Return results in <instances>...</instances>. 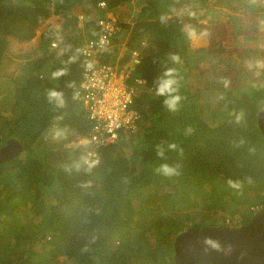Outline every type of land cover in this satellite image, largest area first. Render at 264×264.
<instances>
[{"label": "trees", "instance_id": "1", "mask_svg": "<svg viewBox=\"0 0 264 264\" xmlns=\"http://www.w3.org/2000/svg\"><path fill=\"white\" fill-rule=\"evenodd\" d=\"M97 1L0 0V67L9 37L31 39L41 21L53 14L64 18V28L76 25L72 8L81 5L83 14L92 10L94 15ZM130 1L105 0L106 9L115 11ZM205 1L191 0L197 5ZM179 2L140 0L132 22L118 23L127 49L120 63L128 60L131 49L141 51L134 71L146 80L134 101L140 127L136 135L100 147L95 166L84 164L80 146L68 148L59 165L33 148L54 125L67 126L74 135L89 130L76 94L82 64L75 47L96 34L97 22L83 20L71 43L54 51L50 39L60 36L42 31V50L20 67L8 116L0 114V145L15 138L25 151L0 163V264H174L171 235L204 225L201 219L181 222L180 216L189 217L199 208L264 204V138L257 126V115L264 111V79L246 73L239 84L230 75L206 101L207 89L192 88L188 76L201 56L216 47L189 45L190 34L204 30L195 23L179 24L171 12ZM173 55L180 63L172 62ZM61 68L68 74L53 80L51 74ZM166 68L177 70L181 99L175 112L164 106L165 97L156 95ZM69 82L74 86L67 87ZM53 88L64 93L63 108L48 102L46 92ZM169 144L176 148L169 150ZM157 146L164 148L163 158L156 155ZM162 163L178 174L158 173ZM229 180L240 186L229 187ZM22 205L34 223L20 236L7 230L14 228Z\"/></svg>", "mask_w": 264, "mask_h": 264}, {"label": "rangeland", "instance_id": "2", "mask_svg": "<svg viewBox=\"0 0 264 264\" xmlns=\"http://www.w3.org/2000/svg\"><path fill=\"white\" fill-rule=\"evenodd\" d=\"M139 1L140 0H132L130 2H125L115 7V11L107 9L96 10L93 16H113L118 20V23H131L138 10ZM190 1L191 0H180L179 4L181 7L184 6L185 8L178 11V6H172L171 12L173 14L176 13L175 15L178 17L180 25L183 26L186 22L195 23L197 28L204 30L205 34L210 37L209 47L214 46L216 48L211 51L206 50L207 52L201 56L200 59L198 58V63L193 67L188 76V84L194 89L200 88L204 91L207 89L209 93L206 95L205 99L211 102L218 87L223 83L226 84V80L230 75L234 80L239 81V84L244 83L243 77L246 73L252 74L256 80L264 79V0H206L204 3L198 4L199 7L193 6L194 8L191 7ZM210 5L215 7V12L210 10ZM258 10L262 11L258 12ZM91 11L89 12L90 15L92 14ZM80 13H82L81 5H76L72 8V14L78 15ZM209 13L212 15L211 20H208ZM237 13H240V16L237 17ZM251 14H254V16ZM243 15H245V18H243ZM82 22L81 20L77 21L76 25L70 22L68 26L64 28V18L61 15H51L41 21L35 29V35L31 39L18 40L9 37L0 67V76L12 70L20 72L21 66L25 63L27 65L29 60L36 58L37 55H35V53L39 55L42 50V48L39 47L42 39V31L49 29V35H51L52 32L58 34L60 36L59 45H66V43H71L73 35L79 31L78 27ZM193 33L194 32L190 35ZM123 36L124 33L121 30V32L114 37L113 42L115 44L119 43V47L116 48L118 51L121 48L120 43L124 39ZM83 38L82 36V39ZM142 42H144L142 44L143 46L147 45L146 41ZM191 44L193 46L195 44L198 46L201 44V46H203L204 43L189 37V45ZM49 47L52 46L49 44ZM209 47H207V49H209ZM58 48L59 47H52L53 50H57ZM116 54L117 53L114 52L113 49L107 51L105 61L112 63L115 60ZM17 75L18 73H15V77L11 78L15 81V78L18 77ZM6 92L0 96V114L3 118L8 116L9 110H6L11 101V97L9 98ZM57 133H59V135H57ZM73 135L74 134H70L67 126H63V128L62 125L58 128L52 127V130L44 135L33 149L40 154L45 152L47 158L53 165H59L61 160L65 158V155H68L67 152H69L68 148L70 147L67 146V141L71 139ZM24 152L25 151H21L19 155H22ZM261 194H264V190ZM258 204L260 203H239L234 209L230 208V210H222L219 208L210 209L211 211H208L207 208H199L194 209V213L191 212L189 217L184 215L183 218L180 216L178 219L181 222L189 223H196L201 219L200 222L207 225L210 223L223 224L225 218L238 217L241 218V220L245 218L244 222L246 223L254 214L252 209H257L259 207ZM20 208L21 209H18L17 212L18 217L14 228L8 229L7 232L14 234L18 233L22 236L23 230L27 229L28 224H33L34 222L33 216L30 215L26 206L24 207L22 205ZM163 216L164 214L162 217ZM0 229H2V227H0ZM59 260H61V258ZM60 262L58 261L56 264H61Z\"/></svg>", "mask_w": 264, "mask_h": 264}, {"label": "built area", "instance_id": "3", "mask_svg": "<svg viewBox=\"0 0 264 264\" xmlns=\"http://www.w3.org/2000/svg\"><path fill=\"white\" fill-rule=\"evenodd\" d=\"M96 8L106 9L105 0L97 1ZM77 16L79 21L94 19L98 31L75 47L82 64V77L76 94L90 127L85 134H75L67 146H80L84 151V164L95 166L100 162V147L116 143L123 135L134 136L138 133L141 114L134 107V101L146 80L134 76L135 67L141 59L139 48L131 49L128 60L120 63L127 51L125 39L120 43L117 61H105L106 52L119 45L113 42L114 37L122 30L115 17L83 13ZM49 44L52 47L59 46V37L54 36ZM252 211L255 212L256 209ZM240 221L241 218L238 217L225 218L224 224L238 226Z\"/></svg>", "mask_w": 264, "mask_h": 264}, {"label": "water", "instance_id": "4", "mask_svg": "<svg viewBox=\"0 0 264 264\" xmlns=\"http://www.w3.org/2000/svg\"><path fill=\"white\" fill-rule=\"evenodd\" d=\"M257 126L264 138V111L257 115ZM22 149L17 139H7L0 145V163ZM171 236L174 264H264V205L244 224L194 225Z\"/></svg>", "mask_w": 264, "mask_h": 264}, {"label": "clouds", "instance_id": "5", "mask_svg": "<svg viewBox=\"0 0 264 264\" xmlns=\"http://www.w3.org/2000/svg\"><path fill=\"white\" fill-rule=\"evenodd\" d=\"M173 63H180V58L177 55H173L170 57ZM68 74V70L66 68L57 69L51 74V78L53 80L59 79L61 76H66ZM178 78H177V70L174 68H166L162 75L158 78L156 85V95L165 97L163 100L164 106L171 112H175L177 110L178 104L180 102L181 97L178 94ZM73 83L69 82L67 87H73ZM46 98L50 104H54L57 108H63L65 106L64 93L55 88L49 89L46 92ZM75 99V96L73 97ZM59 135V133H57ZM176 148L175 144H169L168 149L174 150ZM165 150L161 146H157L156 155L160 158L164 157ZM156 171L165 176H171L177 173V169L173 166L168 165L167 163H162L158 166ZM229 187L238 188L239 182L228 181ZM264 205V204H263Z\"/></svg>", "mask_w": 264, "mask_h": 264}, {"label": "crops", "instance_id": "6", "mask_svg": "<svg viewBox=\"0 0 264 264\" xmlns=\"http://www.w3.org/2000/svg\"><path fill=\"white\" fill-rule=\"evenodd\" d=\"M190 4H191V7H193V6H198L197 4H193L191 1H190ZM177 6H178V11L179 10H181V9H183V8H185L184 6H182L181 7V5L180 4H177ZM176 6V7H177ZM199 7V6H198ZM197 7V8H198ZM194 8V7H193ZM209 8H211L210 10H212L213 12H215V10H214V6L213 5H210V7ZM99 10V9H98ZM260 11H262V10H258V12H260ZM210 13H212V12H210ZM174 14H176V13H174ZM54 15V14H53ZM252 16H254V14H251ZM206 16V15H205ZM212 16V15H211ZM209 17L208 16V20H211V18L212 17ZM238 16H240V13H237V17ZM236 17V18H237ZM243 18H245V15H243ZM190 38H193L194 40H200L201 42H203L204 44H203V46H201V44L198 46L197 44H195L194 46L191 44L190 46L191 47H194V48H200V49H205V48H207V47H209V38L210 37H208V35L207 34H205V31H204V33H198V32H194L192 35H190ZM61 45H59V46H57V47H60ZM117 47H119V45H115L114 47H112L111 49H116ZM55 48V47H54ZM110 49V50H111ZM55 50V49H54ZM53 50V51H54ZM119 52V51H118ZM118 52H117V54H118ZM117 54H116V57H115V60L112 62V63H114V62H116L117 61ZM35 55H38L37 53H35ZM21 69V68H20ZM20 72H21V70H20ZM20 72H17V70H12L11 72H8V73H6V74H4L3 76H0V96H2L3 94H4V92H6V94L9 96V98L11 97V101H10V105L8 106V109L6 110V111H8V110H10V107H11V104H12V101H13V93H12V89H13V86H14V80L11 78V77H15L14 76V74L15 73H18V75L17 76H19L20 75ZM6 90V91H5ZM54 127H56V125H54ZM74 136V135H73ZM72 136V137H73ZM71 137V138H72Z\"/></svg>", "mask_w": 264, "mask_h": 264}, {"label": "flooded vegetation", "instance_id": "7", "mask_svg": "<svg viewBox=\"0 0 264 264\" xmlns=\"http://www.w3.org/2000/svg\"><path fill=\"white\" fill-rule=\"evenodd\" d=\"M241 224H244L243 219L239 222L238 225H241ZM14 263H16V262H14Z\"/></svg>", "mask_w": 264, "mask_h": 264}]
</instances>
